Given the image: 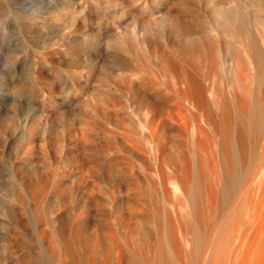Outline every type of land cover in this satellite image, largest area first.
Returning <instances> with one entry per match:
<instances>
[{
  "label": "rangeland",
  "instance_id": "374dc122",
  "mask_svg": "<svg viewBox=\"0 0 264 264\" xmlns=\"http://www.w3.org/2000/svg\"><path fill=\"white\" fill-rule=\"evenodd\" d=\"M17 2L5 0L0 50V264H59L64 256L65 264H80L63 239L85 259L91 246L94 264H127L117 249L105 260L112 242L103 218H110L118 245L124 236L140 238L145 197L125 207L122 199L134 190L124 188L109 163L122 158L143 180L149 154L131 149L145 141L133 136L130 122L141 97L153 100L154 88L170 93L159 52L185 63L180 52L186 47L209 53L211 41L235 42L240 16L264 48V0ZM8 13L31 29L12 30ZM218 53V77L226 79ZM151 81L155 87H146ZM120 212L122 226L120 215L113 219Z\"/></svg>",
  "mask_w": 264,
  "mask_h": 264
},
{
  "label": "bare ground",
  "instance_id": "6f19581e",
  "mask_svg": "<svg viewBox=\"0 0 264 264\" xmlns=\"http://www.w3.org/2000/svg\"><path fill=\"white\" fill-rule=\"evenodd\" d=\"M4 11L5 0H0L1 51L7 31ZM17 17L8 13L12 30L31 29L28 23H17ZM237 34L235 42L211 41L209 53L184 48L180 56L185 63L169 51L159 52L158 70L170 93L154 88L153 100L141 97L130 122L133 136L145 141V147L132 142L131 149L149 154L143 180L122 158L109 163L122 174L124 188L134 190L122 199L125 207H137L145 197L147 225L137 231L140 238L129 241L124 236L118 245L104 215V232L112 242L105 260L117 249L120 262L126 253L127 264H264V48L246 30L243 16ZM218 52L225 57L226 79L218 77ZM200 58L210 59L198 63ZM151 83L144 84L153 87ZM85 170L89 174L91 166ZM111 185L119 189L117 182ZM114 217L122 226L123 213ZM61 245L80 264H94L91 246L85 259L69 240ZM64 258L58 263L65 264Z\"/></svg>",
  "mask_w": 264,
  "mask_h": 264
}]
</instances>
